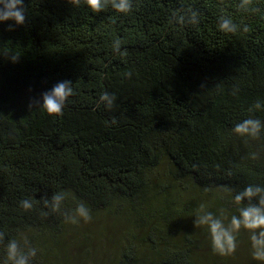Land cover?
I'll return each instance as SVG.
<instances>
[{
  "label": "trees",
  "instance_id": "16d2710c",
  "mask_svg": "<svg viewBox=\"0 0 264 264\" xmlns=\"http://www.w3.org/2000/svg\"><path fill=\"white\" fill-rule=\"evenodd\" d=\"M25 3L23 26L0 25V250L26 237L31 264H93L99 254L104 264H257L246 231L221 255L193 220L201 204L230 216L233 191L264 185V131L231 132L264 120V109L248 111L264 104V0L249 11L240 0H133L127 15ZM190 11L198 24L173 20ZM222 15L235 33L218 30ZM63 79L75 89L63 115L27 110L29 96ZM105 91L116 97L110 110L97 107ZM56 193L64 200L53 212L42 198ZM80 202L91 219L71 223Z\"/></svg>",
  "mask_w": 264,
  "mask_h": 264
},
{
  "label": "clouds",
  "instance_id": "9594fccd",
  "mask_svg": "<svg viewBox=\"0 0 264 264\" xmlns=\"http://www.w3.org/2000/svg\"><path fill=\"white\" fill-rule=\"evenodd\" d=\"M68 3L75 6L83 4L92 13H101L110 7L119 14H130L133 10V0H68ZM251 0H240L238 9L249 11ZM255 11V9H252ZM28 9L25 0H0V25L11 21L7 25L6 31H14L17 27L23 26L28 17ZM173 20L181 25L199 23L198 13L190 11L187 16H174ZM217 28L223 33H235L238 25L233 22L229 16H220ZM243 31H249L245 25ZM120 41H115L113 51L120 52ZM12 63L18 60L13 55L9 59ZM71 79L58 80L51 88L39 93L38 96H29L26 104L28 111L38 108L48 116H61L70 97L75 94V89ZM31 91V90H30ZM115 95L108 92H102L99 96L97 107L101 104L106 110H110L115 103ZM264 109V104L259 101L248 109L249 113L254 110ZM264 131V120L259 118H247L237 122L232 127L231 132L244 137L257 138ZM44 206L51 211H58L64 196L61 193L54 194L51 199L42 198ZM230 203L235 206V211L230 216L225 215L224 210L218 214L207 210L205 205L201 204L193 220L194 228L200 227L207 231L210 244L215 252L221 255H230L235 252L237 247V238L241 230L248 233L250 243L251 259L257 264H264V185L248 184L240 191H233L230 196ZM19 206L25 211L33 208L31 198L19 201ZM85 222L91 219L89 207L83 203H77L73 214L67 215V220L71 223H78V219ZM0 243H3V236L0 235ZM0 264H31L33 258L37 255V249L29 246V241L25 237L21 243L16 238L8 239L3 249L0 250Z\"/></svg>",
  "mask_w": 264,
  "mask_h": 264
},
{
  "label": "rangeland",
  "instance_id": "374dc122",
  "mask_svg": "<svg viewBox=\"0 0 264 264\" xmlns=\"http://www.w3.org/2000/svg\"><path fill=\"white\" fill-rule=\"evenodd\" d=\"M161 168H162V166H161ZM161 168H160V171H163V169H161ZM96 224L98 225V224H100V223L96 222ZM96 224H94L93 226H97ZM98 250L101 251V249H99V248H98ZM107 251H108L109 253L111 252V250H109V249H107ZM101 257H102L101 254H99V255L95 258V262H92V263H93V264H104V263H103L104 261L101 260Z\"/></svg>",
  "mask_w": 264,
  "mask_h": 264
}]
</instances>
